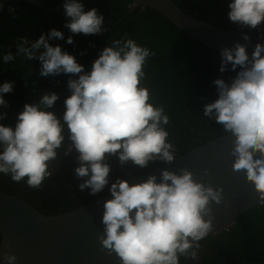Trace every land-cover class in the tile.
<instances>
[{
	"label": "clouds",
	"instance_id": "1",
	"mask_svg": "<svg viewBox=\"0 0 264 264\" xmlns=\"http://www.w3.org/2000/svg\"><path fill=\"white\" fill-rule=\"evenodd\" d=\"M228 8L231 23L250 30L264 24V0H231ZM63 10L68 19L64 27L72 33L67 44L74 43L75 35H103L106 31L104 16L96 8L85 11L83 0H64ZM64 39L63 32L56 29L34 41L20 37L16 54L7 52L2 57L4 64L20 56L27 61L38 60L41 77L64 74L77 78L68 80L71 95L64 101L63 123L49 110L59 96L48 93L38 103L25 104L14 127L0 124V174L40 188L52 175L50 162L56 160L57 150L65 141L64 125L71 141L64 155L73 149L79 154L75 176L87 177L79 189H90V195L101 193L109 184L111 169L104 162L106 156H118L122 165L131 161L141 168L157 158L173 162L175 149L167 142L169 133L161 127V123H169V117L163 106L149 102L150 92L141 86L145 65L155 52L125 34L108 43L86 72L73 55L50 43ZM243 39L250 37L245 34ZM262 53L264 44L260 43L255 45L251 60L240 43L222 50L220 71L225 72L229 64L232 71L238 66L241 71L230 85L222 79L214 81L218 99L205 105L203 115L214 116L216 123L235 137L233 170L246 173L264 205ZM13 88L14 82L0 85V107H9L4 95ZM6 118V112L0 113V120ZM221 191L194 182L187 170H182V175L164 171L160 183L155 176L133 185L117 178L109 188L112 199L103 205L104 231L98 237L101 251L109 255L114 252L122 264H180V256L189 254L196 259V251L189 250L210 231L211 219L205 221L204 217L210 216V200L221 202ZM0 259L15 264L17 257L4 252Z\"/></svg>",
	"mask_w": 264,
	"mask_h": 264
},
{
	"label": "trees",
	"instance_id": "2",
	"mask_svg": "<svg viewBox=\"0 0 264 264\" xmlns=\"http://www.w3.org/2000/svg\"><path fill=\"white\" fill-rule=\"evenodd\" d=\"M34 1L44 7L57 8L62 0ZM173 1L197 19L264 38V24L256 30H250L229 21L227 14L231 0ZM83 3L85 11L96 8L98 14L104 16L103 27L106 31L103 35H75L74 43L70 45L66 40L72 33L64 27L68 19L63 7L48 11L29 1L6 3L0 0V85L14 82L13 92L4 95L9 107H0V113H7V118L0 120V124L14 127L24 105L38 103L48 93L59 96L54 107L49 110L63 123L64 101L71 95L68 80L77 77L64 74L41 77L40 62L27 61L23 56L8 64L2 60L7 52L16 54L20 37L34 41L41 34L56 29L63 32L65 39L52 40L50 43L61 46L62 51L73 55L86 72L91 70L92 63L108 43L125 34L138 45L155 52V56L150 57L145 65L146 76L141 86L148 88L149 102L156 107L163 106L169 117V123H161V127L169 133L167 142L173 145L175 158L229 133L216 123L214 116L211 119L205 117L203 111L207 103L218 99L214 81L222 79L230 85L241 71L239 66L232 71L229 64L227 70L221 72V53L198 44L153 9L139 7L132 10V2L127 0H83ZM82 52L85 55L81 56ZM64 135L65 141L57 150L56 160L50 162L52 175L44 180L40 188H30L26 180L16 183L10 176L0 174V191L24 199L44 214L57 215L110 194L109 188L117 178L130 183L134 178L167 163L157 158L141 168L131 161L122 165L118 156H106L104 162L111 169L109 184L101 193L93 196L90 195V189H79V184L87 179L75 176L74 170L79 167V154L73 149L69 155H64L71 146L66 125ZM191 251H196L198 258L192 259L189 254L188 257L180 258V264H264V205L240 216L229 230L211 235L199 244V248L195 246Z\"/></svg>",
	"mask_w": 264,
	"mask_h": 264
},
{
	"label": "water",
	"instance_id": "3",
	"mask_svg": "<svg viewBox=\"0 0 264 264\" xmlns=\"http://www.w3.org/2000/svg\"><path fill=\"white\" fill-rule=\"evenodd\" d=\"M127 1L133 2V10L141 7L157 11L192 40L218 53L240 43L246 47L251 60L255 45L264 44L263 37L197 19L173 0ZM31 2L48 11L59 10L64 4L62 0L57 8H48L34 0ZM245 34L250 40L243 39ZM234 140L235 137L227 133L129 183H143L151 176L160 183L164 171L182 175V170H187L192 173L194 182L222 190L221 202L217 204L210 200V216L204 217L205 221L211 219V229L203 239L193 242V248L211 235L229 230L240 216L262 205L254 185L247 181L246 173L233 170ZM110 199L112 196L108 194L73 211L47 215L24 199L0 191V256L9 252L17 257L15 264H122L114 252L109 255L106 250L101 251L98 239L104 231L101 222L103 205ZM0 264L5 262L0 259Z\"/></svg>",
	"mask_w": 264,
	"mask_h": 264
},
{
	"label": "flooded vegetation",
	"instance_id": "4",
	"mask_svg": "<svg viewBox=\"0 0 264 264\" xmlns=\"http://www.w3.org/2000/svg\"><path fill=\"white\" fill-rule=\"evenodd\" d=\"M20 1H28V0H7L6 3L8 2H20ZM31 2V0L29 1ZM144 9V8H143ZM132 10H133V5H132ZM135 10V9H134ZM215 102V101H214ZM210 104V103H207ZM197 254V253H196ZM198 258V254L196 255V259Z\"/></svg>",
	"mask_w": 264,
	"mask_h": 264
}]
</instances>
